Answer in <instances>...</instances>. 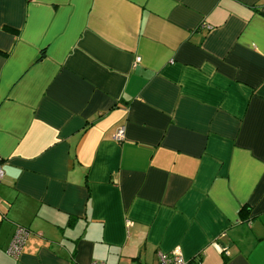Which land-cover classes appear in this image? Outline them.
<instances>
[{
  "label": "crops",
  "instance_id": "crops-1",
  "mask_svg": "<svg viewBox=\"0 0 264 264\" xmlns=\"http://www.w3.org/2000/svg\"><path fill=\"white\" fill-rule=\"evenodd\" d=\"M0 157V264H264V0H0Z\"/></svg>",
  "mask_w": 264,
  "mask_h": 264
},
{
  "label": "built area",
  "instance_id": "built-area-1",
  "mask_svg": "<svg viewBox=\"0 0 264 264\" xmlns=\"http://www.w3.org/2000/svg\"><path fill=\"white\" fill-rule=\"evenodd\" d=\"M140 62V58L136 59V63ZM125 136V129L121 127L117 130L114 138L117 142H121ZM5 176L3 161L0 157V181L3 180ZM130 224V223H129ZM30 236V231L24 227L17 226L12 237V240L8 246L7 253L11 257L17 259L21 256L24 246ZM92 264H106L103 262H94ZM158 264H186L184 257L182 256L179 249L174 250L170 254H159Z\"/></svg>",
  "mask_w": 264,
  "mask_h": 264
}]
</instances>
